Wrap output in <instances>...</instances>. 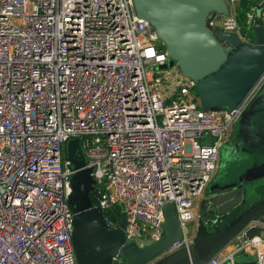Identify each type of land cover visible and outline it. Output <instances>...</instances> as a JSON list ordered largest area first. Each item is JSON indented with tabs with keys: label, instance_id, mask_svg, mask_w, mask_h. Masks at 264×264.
Listing matches in <instances>:
<instances>
[{
	"label": "built area",
	"instance_id": "obj_1",
	"mask_svg": "<svg viewBox=\"0 0 264 264\" xmlns=\"http://www.w3.org/2000/svg\"><path fill=\"white\" fill-rule=\"evenodd\" d=\"M225 3L228 15L206 28L255 46L264 0ZM168 61L132 0H0V264H77L64 154L73 139L109 227L124 214L125 240L145 248L165 236L172 204L181 236L158 259L193 244L194 201L264 73L235 109L204 111L196 83L175 64L162 69ZM228 247L207 264H233L244 249L264 264V238L241 234Z\"/></svg>",
	"mask_w": 264,
	"mask_h": 264
},
{
	"label": "water",
	"instance_id": "obj_2",
	"mask_svg": "<svg viewBox=\"0 0 264 264\" xmlns=\"http://www.w3.org/2000/svg\"><path fill=\"white\" fill-rule=\"evenodd\" d=\"M132 2L137 16L149 22L165 48L169 61L161 68L175 64L183 77L194 81L204 111L235 109L264 73V25L261 24L264 6L256 11L253 24L256 45L251 46L241 43L236 35L221 30L211 33L206 28V22L215 14L228 15L225 0ZM259 92L248 107L249 114L246 115V110L241 115L248 131L253 125L256 108L259 107V111L264 108V90ZM254 136L250 140L264 139V129ZM64 154L67 169L73 171L68 205L73 213L71 244L77 264H119L118 261L125 264H207L241 234L246 240L264 237V183L257 188L262 193L255 195L242 187L223 189L209 199L208 219L198 222L193 244L158 259L181 236L174 206L167 204L163 208L165 236L160 241L145 248L127 242L125 215H121L119 226L113 229L104 221L101 208L91 202L95 180L92 170L85 167L79 140L67 142Z\"/></svg>",
	"mask_w": 264,
	"mask_h": 264
},
{
	"label": "crops",
	"instance_id": "obj_3",
	"mask_svg": "<svg viewBox=\"0 0 264 264\" xmlns=\"http://www.w3.org/2000/svg\"><path fill=\"white\" fill-rule=\"evenodd\" d=\"M263 90L264 87L261 91ZM254 99L249 102L243 113L251 106ZM259 110L258 107L255 110L256 112L254 111L255 117L251 118L253 125L250 127V131H248L247 126H244L243 121H239L240 117L239 123L237 122L233 126L230 138L221 146L216 171L202 194L194 201L195 227L198 226L196 219L203 212V204H205V216L201 220L205 221L208 219L210 213V210H208L210 206L209 199L216 195L218 191L242 187L244 191L250 193L249 189L254 187L255 193L253 195L262 193L257 188L258 184L264 183V139L253 140L256 142L254 146L250 144L252 141L250 139L254 138V135L258 134L261 129H264V108L261 111ZM236 139L237 141L232 144ZM256 146L258 148H254ZM207 210L208 212H206ZM225 249H229V247L227 246ZM239 254L235 256L233 264H240L236 259Z\"/></svg>",
	"mask_w": 264,
	"mask_h": 264
},
{
	"label": "rangeland",
	"instance_id": "obj_4",
	"mask_svg": "<svg viewBox=\"0 0 264 264\" xmlns=\"http://www.w3.org/2000/svg\"><path fill=\"white\" fill-rule=\"evenodd\" d=\"M263 87H264V85H263ZM262 87V88H263ZM258 102H256L255 103V105L257 104ZM247 112H248V109H247ZM249 114V112L246 114V115H248ZM245 117V116H244ZM243 117V118H244ZM240 121H242V118H241V120ZM239 123V122H238ZM235 141H237V139L236 140H234L233 142H232V144L235 142ZM250 144H252L253 146H254V144H256V142L255 141H251L250 142ZM254 148H258V146H256V147H254ZM253 149V148H252ZM252 151H254V150H252ZM255 152V151H254ZM249 192H250V194H253L254 192H255V189H254V187H251L250 189H249ZM205 204H203V207H202V214L199 216V218H197L196 220H197V222H199L204 216H205ZM210 209V206H209V208H208V210ZM208 210L206 211V212H208ZM206 215H207V213H206ZM195 229H196V227H195V220L194 221H191V222H189V223H187L186 224V226H185V230H186V232L188 233V234H192V233H194L195 232ZM236 259L239 261V263L240 264H242L243 262V264H257L256 263V253H255V251H253V250H249V249H244L242 252H240V254L236 257Z\"/></svg>",
	"mask_w": 264,
	"mask_h": 264
},
{
	"label": "trees",
	"instance_id": "obj_5",
	"mask_svg": "<svg viewBox=\"0 0 264 264\" xmlns=\"http://www.w3.org/2000/svg\"><path fill=\"white\" fill-rule=\"evenodd\" d=\"M249 5H250V2H245V1H243L240 5V8H239L240 15L239 16L242 21L244 19V12L249 8ZM98 190L99 188L98 189L95 188V190L90 193V199L94 206H97L99 204L98 203V198H99ZM113 220L117 223L119 221V216L113 215ZM211 229L213 228L211 227Z\"/></svg>",
	"mask_w": 264,
	"mask_h": 264
},
{
	"label": "flooded vegetation",
	"instance_id": "obj_6",
	"mask_svg": "<svg viewBox=\"0 0 264 264\" xmlns=\"http://www.w3.org/2000/svg\"><path fill=\"white\" fill-rule=\"evenodd\" d=\"M210 227L211 226H213V224H211V225H209ZM217 226V225H216ZM215 227V226H214ZM117 263H119V264H125V262H123V261H118Z\"/></svg>",
	"mask_w": 264,
	"mask_h": 264
}]
</instances>
